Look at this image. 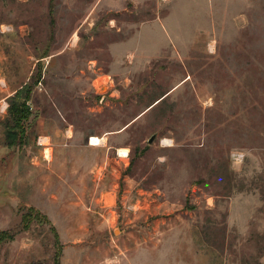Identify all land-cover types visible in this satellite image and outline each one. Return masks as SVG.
Returning <instances> with one entry per match:
<instances>
[{
    "label": "rangeland",
    "instance_id": "1",
    "mask_svg": "<svg viewBox=\"0 0 264 264\" xmlns=\"http://www.w3.org/2000/svg\"><path fill=\"white\" fill-rule=\"evenodd\" d=\"M119 1L0 0V264H264V0Z\"/></svg>",
    "mask_w": 264,
    "mask_h": 264
},
{
    "label": "trees",
    "instance_id": "2",
    "mask_svg": "<svg viewBox=\"0 0 264 264\" xmlns=\"http://www.w3.org/2000/svg\"><path fill=\"white\" fill-rule=\"evenodd\" d=\"M19 92H17L12 98H10V101H15V99L18 97ZM12 103V102H11ZM18 104H13V106H10V111L9 113L12 116H17L18 118H20L24 113H26V107L25 104L23 102H20L18 106H16ZM19 107L21 109H19ZM20 215V224L21 228L20 231H28L32 225V223H36V224H49V222L47 221V219L42 216L40 213L36 212L34 209H28V212H26L25 214L22 213V211L18 212ZM50 230L51 232L54 234V236H56L55 230L52 226H50ZM16 233H18L17 230L10 232V231H0V244L4 243V242H8L11 241L13 239V237L16 235Z\"/></svg>",
    "mask_w": 264,
    "mask_h": 264
},
{
    "label": "crops",
    "instance_id": "3",
    "mask_svg": "<svg viewBox=\"0 0 264 264\" xmlns=\"http://www.w3.org/2000/svg\"><path fill=\"white\" fill-rule=\"evenodd\" d=\"M125 1H127V0H120L119 2H120V6H122V4L123 3H126ZM129 2L131 1V2H136V3H140V2H142L143 0H128ZM121 8H123V6L121 7ZM99 139V138H98ZM100 140V139H99ZM100 142H101V140H100ZM43 150H49V148H47V149H43ZM42 151V150H41ZM42 154V152H40V155ZM1 156V155H0ZM2 186V185H1ZM6 190V189H5ZM2 194V196H4V195H6V193H5V191H4V189L2 190V189H0V195ZM0 225H5V224H8V220H9V218L6 216V214L2 211V210H4V209H2L3 208V206L1 205L3 202H4V199L3 198H0Z\"/></svg>",
    "mask_w": 264,
    "mask_h": 264
},
{
    "label": "bare ground",
    "instance_id": "4",
    "mask_svg": "<svg viewBox=\"0 0 264 264\" xmlns=\"http://www.w3.org/2000/svg\"><path fill=\"white\" fill-rule=\"evenodd\" d=\"M89 142H90V145H92V146H96V145L101 144L100 140L98 138H96V137H92ZM118 155L120 157H126V156H128L127 155V152L125 150H122V149L121 150H118Z\"/></svg>",
    "mask_w": 264,
    "mask_h": 264
},
{
    "label": "water",
    "instance_id": "5",
    "mask_svg": "<svg viewBox=\"0 0 264 264\" xmlns=\"http://www.w3.org/2000/svg\"><path fill=\"white\" fill-rule=\"evenodd\" d=\"M154 139H155V135L151 136L150 139L148 140V144H151Z\"/></svg>",
    "mask_w": 264,
    "mask_h": 264
},
{
    "label": "clouds",
    "instance_id": "6",
    "mask_svg": "<svg viewBox=\"0 0 264 264\" xmlns=\"http://www.w3.org/2000/svg\"><path fill=\"white\" fill-rule=\"evenodd\" d=\"M241 159L243 158V154H241V157H240Z\"/></svg>",
    "mask_w": 264,
    "mask_h": 264
},
{
    "label": "built area",
    "instance_id": "7",
    "mask_svg": "<svg viewBox=\"0 0 264 264\" xmlns=\"http://www.w3.org/2000/svg\"><path fill=\"white\" fill-rule=\"evenodd\" d=\"M162 1H165V2H167V1H169V0H162Z\"/></svg>",
    "mask_w": 264,
    "mask_h": 264
}]
</instances>
